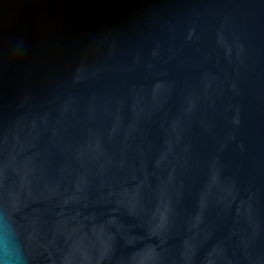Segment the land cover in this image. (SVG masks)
Segmentation results:
<instances>
[{
	"label": "water",
	"instance_id": "95a60500",
	"mask_svg": "<svg viewBox=\"0 0 264 264\" xmlns=\"http://www.w3.org/2000/svg\"><path fill=\"white\" fill-rule=\"evenodd\" d=\"M0 264H264V0H0Z\"/></svg>",
	"mask_w": 264,
	"mask_h": 264
}]
</instances>
